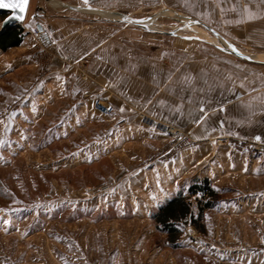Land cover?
I'll return each mask as SVG.
<instances>
[{
  "label": "rangeland",
  "instance_id": "obj_1",
  "mask_svg": "<svg viewBox=\"0 0 264 264\" xmlns=\"http://www.w3.org/2000/svg\"><path fill=\"white\" fill-rule=\"evenodd\" d=\"M89 4L31 0L26 20L17 25L26 34L25 43L0 50V264L264 263V205L260 206L264 191H244L243 176L233 178L220 171L222 186L212 182L223 192V200L205 211L202 229L183 219L184 232L176 247L150 217L157 202L192 178L217 176L210 164L217 148L228 147L230 135H216L202 144L181 128L192 142L176 145L174 138L161 134L167 139L162 149L140 159V143L123 141L116 146L109 135L105 142L98 137L103 120L70 119L73 113L66 111L65 96L51 95L48 89L51 74L66 71L69 65L67 52L74 49L67 40L70 35L87 43L105 41L140 59H168L176 68L193 69L199 79L212 77L236 89L264 83V64L233 55L228 51L230 42L257 60L264 61V53L228 39L214 23L178 8L174 0H89ZM93 108L101 116L115 114V107L109 115L99 113L94 103ZM143 113L139 120L146 125ZM201 144L212 148L202 163L182 168L164 161L178 149ZM254 180L252 185H258L259 179ZM158 197L163 198L153 203ZM191 201L197 212L194 198ZM5 219L10 223L5 225Z\"/></svg>",
  "mask_w": 264,
  "mask_h": 264
},
{
  "label": "crops",
  "instance_id": "obj_2",
  "mask_svg": "<svg viewBox=\"0 0 264 264\" xmlns=\"http://www.w3.org/2000/svg\"><path fill=\"white\" fill-rule=\"evenodd\" d=\"M174 1L178 8L214 23L228 39L264 53V0ZM245 7L253 13V18H247ZM77 38L76 35L67 37V42L74 44L73 52H67L68 64L74 63L73 68L67 65L66 71L51 74L52 82L48 86L51 95L65 96L66 111L73 113L70 119L75 120L76 116L83 122L103 120L98 137L106 142L109 135L116 146L123 141L140 143L139 154L143 156L140 159L160 151L167 140L139 120L140 112L189 130L202 144L210 143L216 135H230L228 147L217 148L215 160L210 164L211 172H216L217 176H206L216 181L214 184L220 188L218 179L222 170L233 178L235 175L245 177L244 191H264V153L252 152L246 143L264 144V83L261 78L262 84L256 88L236 89L212 77L199 79L193 69L176 68L168 59L163 62L154 57L140 59L123 54L105 41L87 43ZM96 99L114 105L115 114L107 117L97 114L93 108ZM120 120H124V124L120 125ZM256 136L261 139H255ZM202 144L178 149L173 157L164 161L174 163L173 167L184 168V164L191 168L195 163H202L206 150L212 149L200 147ZM254 178L259 179L256 186L252 185L257 182ZM162 198H156L153 203Z\"/></svg>",
  "mask_w": 264,
  "mask_h": 264
},
{
  "label": "trees",
  "instance_id": "obj_3",
  "mask_svg": "<svg viewBox=\"0 0 264 264\" xmlns=\"http://www.w3.org/2000/svg\"><path fill=\"white\" fill-rule=\"evenodd\" d=\"M6 14H0V19ZM24 30L17 25H10L0 30V50L7 51L20 46L25 39ZM219 191L209 177L196 176L185 187L177 190L171 197L165 199L154 209L150 217L155 222L158 231L166 235V241L176 247L183 236L180 222L188 218L196 228L202 229L201 220L206 210L213 209L223 200ZM194 198L197 212L191 201Z\"/></svg>",
  "mask_w": 264,
  "mask_h": 264
},
{
  "label": "built area",
  "instance_id": "obj_4",
  "mask_svg": "<svg viewBox=\"0 0 264 264\" xmlns=\"http://www.w3.org/2000/svg\"><path fill=\"white\" fill-rule=\"evenodd\" d=\"M94 107L95 109L103 114V115H109L111 113H113L114 111V107L111 104H108L106 102H104L101 99H96L94 101ZM142 120L144 121V123L153 131L163 134V135H167L171 138L175 139L174 144H178L180 143V141L182 140H186L187 142H192V138L191 136H189L184 130H182L180 127H177L173 124L167 123L165 121H162L160 119H157L153 116H150L146 113H143L141 115ZM232 139V138H231ZM230 137H227L226 142H228L229 140H231ZM216 140H221V138H216ZM250 147L255 148L256 150H264V144L263 143H257L254 141H248L246 142Z\"/></svg>",
  "mask_w": 264,
  "mask_h": 264
},
{
  "label": "snow or ice",
  "instance_id": "obj_5",
  "mask_svg": "<svg viewBox=\"0 0 264 264\" xmlns=\"http://www.w3.org/2000/svg\"><path fill=\"white\" fill-rule=\"evenodd\" d=\"M29 3H30V0H0V9L9 10L11 13V16L9 18L24 20L27 8L29 6ZM83 3H84V5L91 7V5L89 4V0H83ZM244 11H245V13H247L248 19L253 18V13L249 12L247 7H245ZM125 19H127V17H125ZM135 22L141 23V21H135ZM47 35L51 36V33H48ZM191 38L192 37H187V39H191ZM52 42L55 43V41H52ZM217 47H219V45H217ZM228 47L231 48L232 51H234V52L237 51L233 45L229 44ZM57 78L59 79V77H57ZM161 103H163V102H161ZM120 110L124 111L123 107H121ZM33 111H35V107H33ZM201 112H203V107L201 108ZM12 115H15V113H13ZM201 119H203V116H201ZM255 139L260 140L261 137L256 136ZM2 143H3V141L0 140V144H2ZM153 199H155V197H153ZM157 206H159L158 202H157ZM4 211H11V209L4 210ZM3 223L5 225H7L10 223V221L5 219L3 221ZM5 230H7V229H5Z\"/></svg>",
  "mask_w": 264,
  "mask_h": 264
},
{
  "label": "water",
  "instance_id": "obj_6",
  "mask_svg": "<svg viewBox=\"0 0 264 264\" xmlns=\"http://www.w3.org/2000/svg\"><path fill=\"white\" fill-rule=\"evenodd\" d=\"M30 2H31V0H30ZM29 5H30V3H29ZM72 7H75V6H72ZM28 10H29V6L27 8L24 20H19V19H15V18H9L11 16V13H10L9 10L0 9V14H6V16L4 17V19H3L2 23H1V27L0 28L4 29V28H6L7 26H10V25H18V24L23 23L26 20V18H27ZM114 13L119 15V16H121V17H124V18L127 17L126 20H128V21H130L132 23H135L137 25L146 27L142 23H136L135 21H140V20L132 18L130 15H128L126 13L118 12V11H116ZM202 24L204 26H206L210 31L214 32V29H212L210 26H208L207 24H204V23H202ZM37 27H38V29L40 31H43V27H42L41 24H37ZM230 44L233 45L235 47V49L237 50V51L234 52V51H232V49H228V51L231 52L233 55H235L237 57H240V58H243L245 60H248L250 62H254V63H258V64H264L263 60H257L255 58H253L251 55H249V54H247V53H245L243 51L238 50V48L234 44H232L231 42H230Z\"/></svg>",
  "mask_w": 264,
  "mask_h": 264
},
{
  "label": "bare ground",
  "instance_id": "obj_7",
  "mask_svg": "<svg viewBox=\"0 0 264 264\" xmlns=\"http://www.w3.org/2000/svg\"><path fill=\"white\" fill-rule=\"evenodd\" d=\"M231 49V48H230Z\"/></svg>",
  "mask_w": 264,
  "mask_h": 264
}]
</instances>
